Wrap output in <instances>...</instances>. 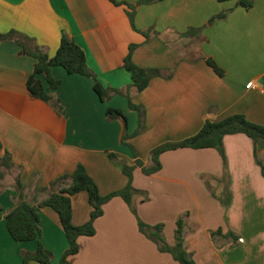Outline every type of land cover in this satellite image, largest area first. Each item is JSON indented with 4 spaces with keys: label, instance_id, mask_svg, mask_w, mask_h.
I'll list each match as a JSON object with an SVG mask.
<instances>
[{
    "label": "crops",
    "instance_id": "0c3cea01",
    "mask_svg": "<svg viewBox=\"0 0 264 264\" xmlns=\"http://www.w3.org/2000/svg\"><path fill=\"white\" fill-rule=\"evenodd\" d=\"M143 1L117 0L116 6L109 0H0V34L17 31L32 39L24 41L28 49L39 47L52 58L66 33L110 91L102 102L91 79L53 68L61 82L53 92L64 107L61 114L27 88L37 60L16 41L0 40V159L7 152L13 163L0 169V264H23V253H35L38 246L15 241L7 228L6 215L20 203L17 181L25 200L37 204L61 188L53 183L82 164L105 196L127 186L124 165L134 166L139 159L150 167L155 148L196 135L206 122L244 115L264 125V0H255L249 11L235 1ZM128 6L135 8L137 30ZM225 11V19L209 24ZM191 29H201L200 39L183 36ZM148 30L149 39L141 33ZM132 45L138 46L132 56L137 66L162 71L143 92L132 87V75L124 69ZM209 58L224 77L207 65ZM127 95L144 111V130L128 140L137 158L122 145L123 122L106 117L109 108L119 109L128 119L129 134L137 131L139 114L130 109ZM224 150L228 206L221 200L226 186L215 180L225 174L220 153L179 149L162 154V168L153 175L135 168L133 186L148 194V200L135 197V208L146 224L164 225L170 246L183 218L184 247L196 264H264V175L255 144L244 134L228 135ZM258 156L264 167V145ZM72 205L73 224L87 223L92 212L87 193L74 196ZM40 219L41 242L58 264L68 248L59 217L44 208ZM95 228V236L79 238L74 264H180L139 231L122 198L104 206Z\"/></svg>",
    "mask_w": 264,
    "mask_h": 264
},
{
    "label": "trees",
    "instance_id": "16d2710c",
    "mask_svg": "<svg viewBox=\"0 0 264 264\" xmlns=\"http://www.w3.org/2000/svg\"><path fill=\"white\" fill-rule=\"evenodd\" d=\"M116 6L120 3L117 0H109ZM163 0H145L141 4H152ZM235 1L238 7H242L249 11L254 7L255 0H220ZM131 12H129V18L131 24L135 30V14L132 6H128ZM228 11L222 12L214 16L209 24H214L218 20L225 19L228 16ZM201 29H191L184 33L183 36L196 35L200 39ZM147 39H149L151 30L141 32ZM0 40H12L16 41L23 47V53L34 57L37 60L33 74L27 81V88L30 94L39 100H42L59 113L64 114L65 110L61 104V101L57 99L53 92L60 86V80L54 78L52 74L53 68L60 67L65 70L68 75H79L91 79L94 82V90L98 94L102 102H106L109 99L110 91L105 89L101 82L97 79L95 73L89 68L85 51L66 33L62 35L60 46L54 57H49L46 53L41 51L39 47H34L30 50L25 45L24 41H32L27 36L17 32L11 31L7 34H0ZM137 45L130 46L129 54L124 61V69H126L132 75V87L136 88L138 92L146 90L152 79L162 76V71L159 69H145L137 66L132 59L133 53L137 48ZM207 65L214 70V72L224 77L225 72L213 59H205ZM168 75L167 78H170ZM115 94H122V92L116 90ZM129 100V107L131 110L139 114V126L134 134L128 132V119L125 114L115 108H109L106 112V117L109 121L121 120L124 125V133L122 137V145L131 149L134 156L137 158L138 154L135 148L128 143V140L144 130V111L141 107L132 103L131 98L127 95ZM244 134L253 140L255 144V157L259 165L262 167L264 175V167L259 160L258 148L260 145H264V125H260L250 121L244 115H233L222 121L218 122H206L202 129L194 136L189 137L183 141L176 143H166L155 148L151 153L152 165L150 167H144V164L139 159L136 160L134 166L124 165L123 172L128 178V184L126 187L119 191H115L108 195H101L98 185L89 175L86 167L79 164L76 170L71 175H64L60 177L51 186H61L58 191H54L47 199L37 203L30 204L25 200L24 186L19 181L16 183V190L20 203L6 215V223L8 231L11 237L17 242H34L38 243L35 253H23V264H30L31 262H37L40 264H54L52 262L53 254L50 250L46 249L41 242L42 228L40 226V212L44 208H50L54 210L60 220V224L64 230L66 238L68 240V248L64 252L60 262L58 264H74V257L80 252L79 238L81 237H93L96 235L95 222L104 215V206L108 204L112 199L119 197L122 198L129 206L132 213L136 216L139 231L146 236L149 240L154 242L159 251L163 253H169L180 264H196L191 258L190 254L184 247V227L185 221L180 218L177 221V229L175 232L176 244L170 246L164 237V225H149L143 222L137 213L134 205V199L136 196H143L145 200H148L147 192L137 190L133 186V173L136 167H142L143 172L146 175H153L159 172L162 168L160 157L162 154L170 151H176L179 149H216L224 162L225 174L223 179H215L219 184H224L226 187L223 191V197L221 200L228 206L231 202V194L229 191V175L227 172V160L224 150V138L228 135ZM115 159L114 155L110 156ZM0 165L6 169H10L12 161L9 153L6 152L5 156L0 159ZM0 176L3 174L0 173ZM87 193L89 204L92 207L90 219L87 223L81 226L73 224V205L72 199L74 196L80 193ZM215 195V192L213 193ZM2 215H0V219ZM218 233H220L218 231ZM215 235V234H214Z\"/></svg>",
    "mask_w": 264,
    "mask_h": 264
},
{
    "label": "built area",
    "instance_id": "2783aa9c",
    "mask_svg": "<svg viewBox=\"0 0 264 264\" xmlns=\"http://www.w3.org/2000/svg\"><path fill=\"white\" fill-rule=\"evenodd\" d=\"M252 86H253V83H249L247 87L250 88ZM241 242H243V241L241 240Z\"/></svg>",
    "mask_w": 264,
    "mask_h": 264
},
{
    "label": "rangeland",
    "instance_id": "374dc122",
    "mask_svg": "<svg viewBox=\"0 0 264 264\" xmlns=\"http://www.w3.org/2000/svg\"><path fill=\"white\" fill-rule=\"evenodd\" d=\"M0 169H3V168L1 167V165H0Z\"/></svg>",
    "mask_w": 264,
    "mask_h": 264
}]
</instances>
